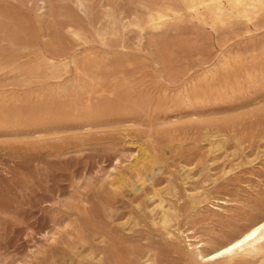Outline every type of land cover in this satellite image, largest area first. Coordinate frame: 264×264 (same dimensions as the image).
I'll use <instances>...</instances> for the list:
<instances>
[{"label":"rangeland","instance_id":"374dc122","mask_svg":"<svg viewBox=\"0 0 264 264\" xmlns=\"http://www.w3.org/2000/svg\"><path fill=\"white\" fill-rule=\"evenodd\" d=\"M0 0V264H264V0ZM204 253V254H205Z\"/></svg>","mask_w":264,"mask_h":264},{"label":"bare ground","instance_id":"6f19581e","mask_svg":"<svg viewBox=\"0 0 264 264\" xmlns=\"http://www.w3.org/2000/svg\"><path fill=\"white\" fill-rule=\"evenodd\" d=\"M208 4H215L217 0H201ZM238 4L237 0H230ZM264 240V217L255 221L240 230L238 233L230 236L228 239L220 243V246L213 249L211 253H205L204 243L201 242L199 255L204 262H217L225 257L234 259L237 256H246L255 254L261 247L259 243ZM205 253V254H204ZM222 253V254H221Z\"/></svg>","mask_w":264,"mask_h":264},{"label":"snow or ice","instance_id":"6c2138e0","mask_svg":"<svg viewBox=\"0 0 264 264\" xmlns=\"http://www.w3.org/2000/svg\"><path fill=\"white\" fill-rule=\"evenodd\" d=\"M222 254V253H221Z\"/></svg>","mask_w":264,"mask_h":264}]
</instances>
